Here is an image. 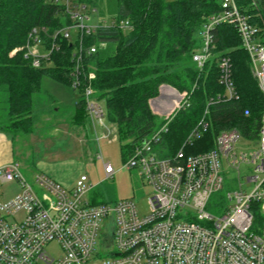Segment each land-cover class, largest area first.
Wrapping results in <instances>:
<instances>
[{
	"label": "built area",
	"instance_id": "built-area-1",
	"mask_svg": "<svg viewBox=\"0 0 264 264\" xmlns=\"http://www.w3.org/2000/svg\"><path fill=\"white\" fill-rule=\"evenodd\" d=\"M64 2L68 8V0ZM219 4L221 13L208 17L202 26L192 63L201 70L211 59V30L215 25L228 23L235 28L263 100L255 136L245 139L234 129L222 130L212 149L185 155L183 148L207 127L201 120L176 153L163 156L161 137L176 112L189 106V95H178L176 107L163 118V125L126 156L124 167L134 171L139 180L137 188L149 189L147 210L141 214L131 200L90 203L86 195L93 186L87 184L84 175L66 190L39 175L33 185L29 184L15 161L1 166L0 184L15 182L19 192L9 200L0 199V264H264V43L235 0H219ZM68 13L75 20L69 28L80 34L95 28L83 24L86 15ZM127 25L125 22L119 27ZM67 36L64 31L63 37ZM34 41L40 43L37 36ZM33 48L28 46L26 55L37 67L39 59L51 50L36 54ZM94 51L91 47L88 52ZM80 55L73 54L71 87L82 88L87 117L102 125V109L90 85L84 84L93 75L82 72ZM217 67L224 94L211 99L204 113L219 101L237 99L229 60L220 58ZM239 139L255 148L236 152ZM102 169L105 180L113 177L108 163H103ZM230 171L237 173L238 182L243 180L251 188L245 190L239 183L237 191L216 202L220 214L214 216L208 211L214 204L212 196L222 190ZM50 245L58 248L57 254L49 252Z\"/></svg>",
	"mask_w": 264,
	"mask_h": 264
},
{
	"label": "trees",
	"instance_id": "trees-1",
	"mask_svg": "<svg viewBox=\"0 0 264 264\" xmlns=\"http://www.w3.org/2000/svg\"><path fill=\"white\" fill-rule=\"evenodd\" d=\"M235 1L264 43V13L255 7L254 0ZM97 3L68 0L65 8L64 0H0V132L29 134L39 120L36 115L45 112L67 120L69 125H83L87 112L82 88L71 87L73 54L81 52L82 72L93 75L84 84H89L93 97L104 103L123 157L163 125V117L149 106V101L159 96L162 85L189 95V106L176 112L161 137L163 156L176 153L201 120L207 127L183 148L185 155L212 149L222 130L234 129L245 139L255 136L263 100L235 28L228 23L215 25L211 30V59L201 70L192 63V54L200 45L193 36L201 34L208 17L221 13L219 0H115L110 26L95 27L88 34L69 28L75 21L69 11L79 12L87 5L93 11ZM125 22L126 27H119ZM64 31L67 38L63 37ZM28 46L43 53L51 51L34 67L32 58L26 55ZM91 47L93 53L88 52ZM15 48L18 50L10 56ZM222 57L229 60L237 99L219 101L204 113L211 99L224 94L217 67ZM43 75L77 92L72 106L42 103Z\"/></svg>",
	"mask_w": 264,
	"mask_h": 264
},
{
	"label": "rangeland",
	"instance_id": "rangeland-1",
	"mask_svg": "<svg viewBox=\"0 0 264 264\" xmlns=\"http://www.w3.org/2000/svg\"><path fill=\"white\" fill-rule=\"evenodd\" d=\"M253 2L255 7L264 13V0H254ZM115 8V0H98L93 11L87 5L79 12L81 15L87 16L84 25L107 27L111 24ZM199 37V32L193 36L195 41L200 40ZM17 50L13 49L9 55H13ZM33 50L36 54V51L39 54L43 53L40 49L33 48ZM250 73L254 78L251 68ZM40 88L43 91L40 95L42 103L44 102L47 106H53L51 104L57 102L62 106L69 107L72 106L77 96V92L71 87L46 75L40 79ZM183 93L185 92L179 94ZM154 99L159 101L162 97ZM98 104L103 113L102 125H99L95 120L92 123L89 117H86L83 125L80 122L69 125L67 120H60L59 116L54 118V115L51 117L46 114L43 115L44 120H41L42 114L36 115L40 120L33 126L31 134H16L12 137L14 158L19 164L22 176L31 185L34 184V177L39 175L58 184L61 188L69 190L74 187L78 178L84 175L87 177V184L93 186L86 195L90 203L105 204L118 200H131L141 214L147 210L146 200L149 189L137 188L139 180L135 177L134 171L130 172L124 167L127 158L123 157L119 150L114 136V127L107 119L104 103L98 102ZM176 104L177 102L173 104L172 109L159 115L163 118L167 117L174 111ZM254 148L249 141L244 139H239L235 144L236 152H249ZM159 149L163 152L161 148ZM103 163H108L113 169L114 175L111 179H104ZM242 171L243 169L240 170V172ZM225 177L222 190L212 196L214 204L208 209L209 213L214 216L220 214L215 207L216 202L222 200L226 193L237 191L239 183L245 190L251 188V185L245 184L243 180L238 182L235 171H230ZM18 192L19 188L15 182L0 184V199L2 200H9ZM232 203L233 201H230V205H233ZM48 250L53 254L58 253V248L54 245H50Z\"/></svg>",
	"mask_w": 264,
	"mask_h": 264
},
{
	"label": "crops",
	"instance_id": "crops-1",
	"mask_svg": "<svg viewBox=\"0 0 264 264\" xmlns=\"http://www.w3.org/2000/svg\"><path fill=\"white\" fill-rule=\"evenodd\" d=\"M162 87H163L162 89H161V86L159 87V94H161L160 96L162 97V99L159 101L158 99H152L149 101V106L151 110L158 115L161 113H164L168 109H172L173 104L178 101V95H180L178 92L174 91L172 88L168 86H162ZM166 92H169V94L166 95ZM46 114L47 113H42V116L40 117V119L44 120L43 115L45 116ZM12 137L14 136L11 135L10 133L0 132V167L12 161H16L14 158Z\"/></svg>",
	"mask_w": 264,
	"mask_h": 264
},
{
	"label": "water",
	"instance_id": "water-1",
	"mask_svg": "<svg viewBox=\"0 0 264 264\" xmlns=\"http://www.w3.org/2000/svg\"><path fill=\"white\" fill-rule=\"evenodd\" d=\"M162 88H163V87L161 86V89H162ZM159 96H160V95H159ZM159 96H158V97H159Z\"/></svg>",
	"mask_w": 264,
	"mask_h": 264
}]
</instances>
